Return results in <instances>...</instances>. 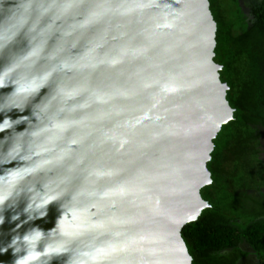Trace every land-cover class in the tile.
<instances>
[{"label":"water","instance_id":"95a60500","mask_svg":"<svg viewBox=\"0 0 264 264\" xmlns=\"http://www.w3.org/2000/svg\"><path fill=\"white\" fill-rule=\"evenodd\" d=\"M216 28L210 0H0V264H193Z\"/></svg>","mask_w":264,"mask_h":264},{"label":"trees","instance_id":"16d2710c","mask_svg":"<svg viewBox=\"0 0 264 264\" xmlns=\"http://www.w3.org/2000/svg\"><path fill=\"white\" fill-rule=\"evenodd\" d=\"M232 1L237 5V12L242 18L240 25L236 24L235 16L232 19L226 16L222 4L219 7L216 5V9L213 10V3L210 0V8L217 22L214 59L222 65L220 71L222 81L229 85L227 99L234 108V117L222 126L214 140L212 159L207 164L211 171L212 183L201 189L202 196L206 200L208 197L205 198L203 191L208 187L214 189L219 187L218 182L224 188L232 187L233 192H248L247 187L241 188L238 192L232 178L237 171H239V179L243 178L244 168L251 160L250 148L256 145L255 153L258 154L263 145L264 0L256 2L248 12L244 10L246 3L243 0ZM218 2L221 1L217 0L216 3ZM251 33L254 35L249 37ZM252 50L261 51L253 62L250 61ZM244 52L248 53V59ZM238 54H241L243 60L249 61V64L240 65L235 61ZM221 135L225 137L224 146L219 143ZM232 160L236 162L234 169L230 167ZM260 168L262 167L258 169ZM216 171L218 175L214 180ZM207 201L210 207L203 210L198 220L187 224L182 230L190 254L193 256V264H237L236 260L238 263L243 261L246 259L245 255L250 258L249 255L256 253L257 250L264 251V217L253 218L247 225L238 226L225 214L230 213L234 207L233 200L230 199L222 204L221 200L211 197V200ZM224 206L225 208L222 209ZM248 244L253 248V253H249ZM245 250L247 253L241 257L238 251ZM259 253L262 254V260L260 257L261 261L254 264H264V253ZM224 254L227 256L226 262L223 259Z\"/></svg>","mask_w":264,"mask_h":264},{"label":"rangeland","instance_id":"374dc122","mask_svg":"<svg viewBox=\"0 0 264 264\" xmlns=\"http://www.w3.org/2000/svg\"><path fill=\"white\" fill-rule=\"evenodd\" d=\"M221 2H217V0H212L213 3V10L216 9V5L223 6L225 10V14L228 18L232 19L235 18L236 24L240 25L242 18L239 16L237 12V5L233 3L232 0H220ZM259 0H246V4L244 6V10L247 11L248 8H251V4L254 2H258ZM235 14V15H234ZM254 35L253 33L249 34V37H252ZM264 38V37H263ZM264 45V44H263ZM253 48L255 49L254 45ZM252 57L250 59L251 62L254 61V59L257 58L258 53H261L259 50H252ZM245 57L248 59V53L244 52ZM240 65H248L249 61H245L241 58V54L236 55V60ZM262 123V122H261ZM263 126V125H262ZM261 128V126H260ZM231 130V129H230ZM223 132V131H222ZM221 132V133H222ZM253 134V133H252ZM264 143V137L262 138ZM219 143L224 146L225 145V137L221 135L219 137ZM256 146V145H255ZM255 146L250 148L251 153V160L246 164L244 168V176L242 179H239V171L236 172V175L233 176V180L235 181L236 188L238 189V192L241 188H246L249 190L247 193L244 191H240L237 193L236 191L233 192L232 187L224 188L223 186L219 184V187L214 188H206L203 193L205 198L208 197L207 200H211V197H216V199L221 200V203L224 204L225 202L229 201L230 199L233 200L232 203L235 204L230 213H225L228 215V218L232 219L233 222H235L238 226H245L249 222H251L253 218L263 219L264 217V198L262 197V192L264 191V144L262 145V150H259V153H255ZM241 162L238 161V165ZM236 162L232 160L230 163V167L234 169ZM257 166V168H256ZM259 167H262L258 169ZM254 168V170H253ZM217 171L214 175V180L217 179ZM225 178H223L224 180ZM263 180V181H262ZM255 186H259L255 188ZM208 208V207H207ZM225 208L222 207V209ZM247 244V243H246ZM247 249L249 253H253V248L248 244ZM264 251H256V254ZM244 253H247V250L244 252L238 251V254H241L242 257ZM223 255V259L227 258ZM258 255V254H257ZM250 256V255H249ZM246 259H243V261L239 262L236 260L237 264H249L254 261H257L250 256L248 258V255L244 256ZM222 256H220V259ZM226 262V260H225Z\"/></svg>","mask_w":264,"mask_h":264},{"label":"clouds","instance_id":"9594fccd","mask_svg":"<svg viewBox=\"0 0 264 264\" xmlns=\"http://www.w3.org/2000/svg\"><path fill=\"white\" fill-rule=\"evenodd\" d=\"M260 2L262 1V0H259ZM258 1V2H259ZM243 2L245 3V0H243ZM242 2V3H243ZM255 5V3L253 2L252 4H251V8L253 7ZM250 10V8H248V10H247V12ZM220 64V63H219ZM222 70V69H221ZM220 70V71H221ZM221 77V76H220ZM222 80V79H221ZM224 82V81H223ZM227 83V82H226ZM229 86V85H228ZM263 127H264V125H263ZM264 131V130H263ZM220 132V131H219ZM219 132H218V134H219ZM218 134H217V136H218ZM264 136H262V138H263ZM215 140V139H214ZM262 142H263V140H262ZM264 144V143H263ZM214 147H215V144H214ZM213 152V151H212ZM211 155H212V153H211ZM211 172V171H210ZM211 183H212V177H211ZM257 187H259V186H255V188H257ZM262 192V197L264 198V191H261ZM203 197V196H202ZM206 200V199H205ZM254 219H257V218H254ZM253 220V219H252ZM252 258L254 257V259H256L257 261H254V262H252L253 264L254 263H256V262H260L261 260H262V254L261 253H258V255L256 254V253H253L252 255H250ZM261 257V260H259V258Z\"/></svg>","mask_w":264,"mask_h":264}]
</instances>
